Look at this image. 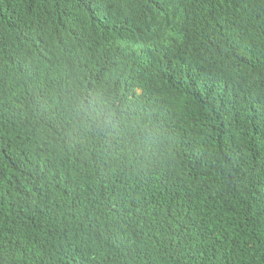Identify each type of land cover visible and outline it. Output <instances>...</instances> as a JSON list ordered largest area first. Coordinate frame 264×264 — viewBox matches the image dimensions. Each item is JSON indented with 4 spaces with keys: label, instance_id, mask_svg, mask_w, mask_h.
Returning a JSON list of instances; mask_svg holds the SVG:
<instances>
[{
    "label": "trees",
    "instance_id": "16d2710c",
    "mask_svg": "<svg viewBox=\"0 0 264 264\" xmlns=\"http://www.w3.org/2000/svg\"><path fill=\"white\" fill-rule=\"evenodd\" d=\"M0 264H264V0H0Z\"/></svg>",
    "mask_w": 264,
    "mask_h": 264
}]
</instances>
